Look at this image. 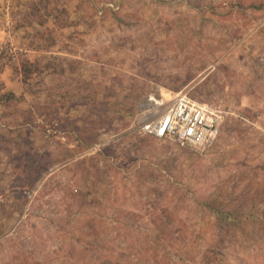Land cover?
<instances>
[{"label":"rangeland","instance_id":"obj_1","mask_svg":"<svg viewBox=\"0 0 264 264\" xmlns=\"http://www.w3.org/2000/svg\"><path fill=\"white\" fill-rule=\"evenodd\" d=\"M0 264H264V0H0Z\"/></svg>","mask_w":264,"mask_h":264},{"label":"built area","instance_id":"obj_2","mask_svg":"<svg viewBox=\"0 0 264 264\" xmlns=\"http://www.w3.org/2000/svg\"><path fill=\"white\" fill-rule=\"evenodd\" d=\"M149 101L153 103L147 118L138 127L142 136L171 140L181 148L204 152L220 135L226 112L212 104L194 99L184 91L167 105L154 98Z\"/></svg>","mask_w":264,"mask_h":264},{"label":"trees","instance_id":"obj_3","mask_svg":"<svg viewBox=\"0 0 264 264\" xmlns=\"http://www.w3.org/2000/svg\"><path fill=\"white\" fill-rule=\"evenodd\" d=\"M24 81H27L28 80V77H30V73L32 72L27 66H24ZM11 96H14V94H9V98L11 99L12 97Z\"/></svg>","mask_w":264,"mask_h":264}]
</instances>
